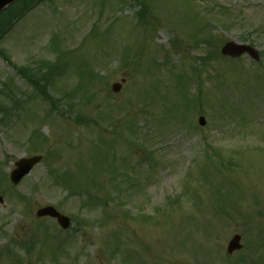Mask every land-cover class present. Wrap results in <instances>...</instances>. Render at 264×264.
Listing matches in <instances>:
<instances>
[{"label": "rangeland", "instance_id": "rangeland-1", "mask_svg": "<svg viewBox=\"0 0 264 264\" xmlns=\"http://www.w3.org/2000/svg\"><path fill=\"white\" fill-rule=\"evenodd\" d=\"M145 1L152 14L139 22L141 1L41 0L1 41L18 66L66 51L67 68L86 59L94 76L56 82V96L81 89L67 98L72 111L63 102V114L46 117L49 104L0 55V87L9 92L0 100L15 113L29 108L0 121V264H246L253 256L264 264V0ZM205 36L219 46L253 42L262 58L217 57L207 68L204 54L217 47L197 44ZM143 104L159 117L146 135L131 123ZM79 113L95 122L77 121ZM104 148L121 158V190ZM34 154L48 161L14 185L15 161ZM65 167L82 194L70 197L54 180ZM88 191L105 203L90 209ZM48 204L71 217L70 231L36 216ZM234 233L244 247L229 258Z\"/></svg>", "mask_w": 264, "mask_h": 264}, {"label": "trees", "instance_id": "trees-1", "mask_svg": "<svg viewBox=\"0 0 264 264\" xmlns=\"http://www.w3.org/2000/svg\"><path fill=\"white\" fill-rule=\"evenodd\" d=\"M36 0H21L20 3L17 5L15 10L11 7L6 9L5 11L0 13V40L2 39L3 35L5 32L8 30V28L11 26L13 20L20 16L25 10H27ZM140 2V0H138ZM142 10L137 12L139 22H143L146 20L145 15L143 14L144 12H148V7L146 6L145 2H142ZM205 42L209 45L214 44V40L211 36H205L203 38ZM0 52L3 54L5 59L12 63L11 59L4 53V51L0 48ZM126 52V51H125ZM218 52V47L215 50H210L207 51L205 56L203 57V60L205 64H208L210 56L213 54H217ZM59 59V57H58ZM43 65L39 66H31V67H22V68H17L18 72L20 75L26 77L28 82L32 84L35 89L38 91V93L48 102H50L53 105L57 104L56 99L53 97V95L50 93L49 88L51 87L53 83V78L56 74L60 73V65L57 62H50V61H45L43 62ZM86 63V62H85ZM126 64V62H125ZM196 69V68H195ZM76 70H80L79 67L76 68ZM90 74H92V77L94 74L88 69ZM81 73L84 71H80ZM129 73V72H128ZM182 76V75H180ZM77 89L73 90L72 93H75ZM65 94H68L67 92ZM154 99L150 97V104L152 103ZM69 108H72V103L67 102ZM5 110V106L3 102L0 101V112ZM139 117H134V119L131 120L132 125H136L135 130L140 131V128L144 130L145 135L148 133H151L153 129V125H149V120L152 119L153 121L158 120L159 117L157 114L154 112L152 107L150 105L143 104L141 108L139 109ZM138 118V119H137ZM134 132V131H133ZM108 163L109 165V170L111 171V177L112 180L116 181L117 186L120 188H123V185H121V180H119L120 172H121V164L120 165H115V161L117 159V153H114L113 151L111 152V158L107 156V160H109ZM55 177L62 182L64 185L66 184L67 187L70 189L71 194H75V192L79 191V184H76L73 182L69 177H72V175L69 174L67 170H64L62 172L56 171L54 172ZM126 177L128 178L129 175L127 174L124 176V183L126 181ZM133 178V177H132ZM123 183V184H124ZM133 183V182H132ZM131 183V184H132ZM139 183V182H138ZM94 185L95 182H93ZM99 201H101V198L99 196H94L90 197V203L91 206H99ZM105 201V200H104Z\"/></svg>", "mask_w": 264, "mask_h": 264}, {"label": "water", "instance_id": "water-1", "mask_svg": "<svg viewBox=\"0 0 264 264\" xmlns=\"http://www.w3.org/2000/svg\"><path fill=\"white\" fill-rule=\"evenodd\" d=\"M13 1L15 0H0V11L3 8H5L7 5L12 3ZM246 52L256 59L259 58L258 51L248 44L238 43L235 41H229L222 47V53L224 55H229L233 57L240 56ZM120 88H121V83L116 82L113 84L114 91H118L120 90ZM200 122L202 124L205 123L204 117H200ZM40 160H41V156L36 155L30 158H23L17 161L16 162L17 168H15L11 173L12 181L14 183H18L22 179L23 176L29 173V171L34 166V164H36ZM1 199L2 198L0 197V200ZM37 214L40 216L46 215V214L56 216L63 227H67L69 225V217L58 212L56 208L53 206H46V207L40 208ZM240 247H241L240 235H235L229 243L228 250L229 252H232L234 249L240 248Z\"/></svg>", "mask_w": 264, "mask_h": 264}]
</instances>
